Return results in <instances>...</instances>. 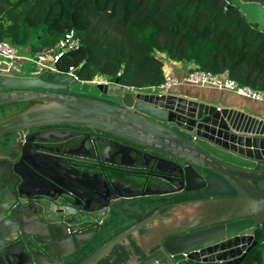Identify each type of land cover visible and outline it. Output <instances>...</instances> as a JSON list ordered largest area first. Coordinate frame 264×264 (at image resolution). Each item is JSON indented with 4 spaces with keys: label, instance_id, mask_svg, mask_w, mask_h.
Segmentation results:
<instances>
[{
    "label": "water",
    "instance_id": "1",
    "mask_svg": "<svg viewBox=\"0 0 264 264\" xmlns=\"http://www.w3.org/2000/svg\"><path fill=\"white\" fill-rule=\"evenodd\" d=\"M228 6L264 32V0ZM72 76L0 75V106L34 103L0 120V264H71L118 217L128 225L141 198L162 205L78 264H97L117 245L129 252L123 264H241L264 227V113ZM50 127L89 132H31ZM165 183L179 189L160 190ZM174 193L201 198H161Z\"/></svg>",
    "mask_w": 264,
    "mask_h": 264
},
{
    "label": "trees",
    "instance_id": "2",
    "mask_svg": "<svg viewBox=\"0 0 264 264\" xmlns=\"http://www.w3.org/2000/svg\"><path fill=\"white\" fill-rule=\"evenodd\" d=\"M228 3L229 0H0V42L20 51L28 49L35 55L73 31L78 45L66 51L55 68L68 72L72 67L82 81L102 77L138 90L158 87L164 82L163 61L158 57L162 54L173 62L227 74L239 86L264 94V32L250 25L238 8ZM33 105H2L0 120ZM160 201L134 200L131 204L139 212L125 213L130 223L118 217L109 233L78 253L71 264H78L112 236L151 216L162 205ZM255 240L258 244L241 264H264V227L256 230ZM128 257L126 247L117 245L97 264H123Z\"/></svg>",
    "mask_w": 264,
    "mask_h": 264
},
{
    "label": "built area",
    "instance_id": "3",
    "mask_svg": "<svg viewBox=\"0 0 264 264\" xmlns=\"http://www.w3.org/2000/svg\"><path fill=\"white\" fill-rule=\"evenodd\" d=\"M77 45L78 41L74 36V32L70 31L66 33L55 44V46L42 49L30 59V57H28V49L20 51L6 42H0V75L16 76L17 73L20 72V67L23 66V63L32 61V63L37 66L36 70L38 71L46 70L55 74L65 73L72 76L71 73L75 70L74 68H69L68 72H59L55 68V64L63 57L66 51L75 49ZM72 77L76 82H84L92 85L98 83L113 84V82L105 78H95L92 81H82L78 76ZM181 86L212 88L219 91H228L239 97L264 103L263 93L239 86L238 83L229 78L227 74H213L211 72L203 71L196 66H193L181 76L165 75L164 82L161 85L158 87H152L147 91L161 94L172 88Z\"/></svg>",
    "mask_w": 264,
    "mask_h": 264
},
{
    "label": "crops",
    "instance_id": "4",
    "mask_svg": "<svg viewBox=\"0 0 264 264\" xmlns=\"http://www.w3.org/2000/svg\"><path fill=\"white\" fill-rule=\"evenodd\" d=\"M159 58L163 61V75H174L181 76L186 73L190 68L193 67L192 64H184L173 62L165 58L164 55L159 54ZM21 66L20 68H22ZM21 70V69H20ZM21 72V71H20ZM17 73L16 76H20L22 73ZM25 73V72H24ZM100 77H97V79ZM170 92L181 93L189 96H195L197 98L203 100H214L218 102L227 103V105H233L240 108H246L256 114L258 111L260 114L264 113L263 105H258L255 101H251L246 98L239 97L232 92L228 91H219L212 88H198V87H189V86H181L170 89ZM261 116V115H260ZM264 117V115H263Z\"/></svg>",
    "mask_w": 264,
    "mask_h": 264
},
{
    "label": "flooded vegetation",
    "instance_id": "5",
    "mask_svg": "<svg viewBox=\"0 0 264 264\" xmlns=\"http://www.w3.org/2000/svg\"><path fill=\"white\" fill-rule=\"evenodd\" d=\"M55 128H63V129H71L73 131H76V132H81V133H86V132H89L85 129H82V128H78V127H50V128H41V129H36V130H31V132L33 131H39V130H48V129H55ZM98 135H102V136H105L104 134H100V133H97ZM107 137H110L108 135H106ZM120 141V140H118ZM121 143H124L123 141H120ZM74 146V145H73ZM71 146L72 148H75V147H78L79 145L76 144L75 147ZM71 147H67V151H70L71 150ZM57 149H61L60 146L57 148ZM91 154V155H90ZM89 155L93 158H95V153L94 151L92 150ZM88 155V156H89ZM66 156V155H65ZM64 161L65 164H70V163H67L66 162V158H63L62 159ZM103 160H110L109 157H106L104 156L103 157ZM79 170H85V171H89L90 173L92 174H95L98 172V169L97 168H89V167H86V168H79ZM119 176H123L122 174L119 173ZM160 190H163V191H176L177 189H179V187H177L176 185H170V184H163L162 186H160ZM194 196H198V198H193ZM160 198V197H159ZM161 198H171L169 200L170 203H178V202H190L191 200H197V199H200L201 196L199 193H181V194H171L169 195L168 197H161ZM180 198H182V200H179Z\"/></svg>",
    "mask_w": 264,
    "mask_h": 264
},
{
    "label": "rangeland",
    "instance_id": "6",
    "mask_svg": "<svg viewBox=\"0 0 264 264\" xmlns=\"http://www.w3.org/2000/svg\"><path fill=\"white\" fill-rule=\"evenodd\" d=\"M34 55H31V54H28V57H30V59L33 57ZM21 70V72L20 73H22L20 76H22V75H24V74H27V73H29V72H33V71H35L36 69H37V66L36 65H34L33 63H32V61H28V62H25V63H23V67L22 68H20ZM25 72V73H24ZM100 78H102V77H100ZM255 103H257L258 105H263V107H264V103H262V102H255Z\"/></svg>",
    "mask_w": 264,
    "mask_h": 264
}]
</instances>
